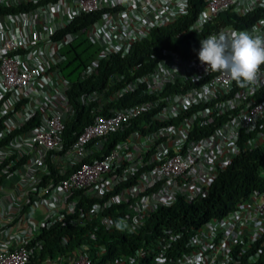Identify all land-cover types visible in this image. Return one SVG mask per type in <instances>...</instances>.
<instances>
[{
    "label": "built area",
    "instance_id": "2783aa9c",
    "mask_svg": "<svg viewBox=\"0 0 264 264\" xmlns=\"http://www.w3.org/2000/svg\"><path fill=\"white\" fill-rule=\"evenodd\" d=\"M28 2L36 4L0 12V139L6 138L0 144V236L5 238L8 225L4 220L7 198L22 197L21 210L43 202L49 212L38 221L25 211L11 214L10 221L19 214L16 220L29 224V229L22 235L23 243L0 247V264H25L38 252L39 247L32 250L25 243L41 226L72 213L80 196L77 192L98 198L90 212L103 214L105 225L123 221L116 227L136 233L160 206L205 196L213 178L236 156L239 141L242 147L253 148L264 140V66L255 83L240 87L227 75L208 71L198 55L200 41L210 35L253 28L264 34V16L244 27L215 21L224 12L243 16L264 7V0H202L187 26L182 23L190 0H0V6ZM85 13L98 14L85 35L99 45V51L81 70L79 80L93 74L106 56L126 54L152 29L180 23L175 36L193 35L187 37L184 51L162 48L154 64L140 73L133 71L142 63L133 65L127 78L123 73L110 76L113 88L106 101L133 92L142 100L111 107L109 114L94 110L91 121L62 149V131L73 110L65 92L69 84L56 65L64 59L62 47L78 32L54 35ZM96 95L94 91L78 99L85 103ZM35 114L37 123L22 130ZM143 114L146 123L130 128L111 149L93 156L101 151L106 136L123 131ZM11 177L14 195L8 185ZM43 177L47 181L41 184ZM114 204H120L117 215L102 213ZM80 219L81 215L75 218ZM89 253L88 246L81 245L59 261L55 257L54 264H92ZM140 259L151 264L158 260L159 264L264 262V190L185 235L180 230H162L155 244L108 264Z\"/></svg>",
    "mask_w": 264,
    "mask_h": 264
},
{
    "label": "trees",
    "instance_id": "16d2710c",
    "mask_svg": "<svg viewBox=\"0 0 264 264\" xmlns=\"http://www.w3.org/2000/svg\"><path fill=\"white\" fill-rule=\"evenodd\" d=\"M35 4L28 2L17 6H0V12L28 9ZM201 7L202 0H190L188 14L183 18L182 26H187ZM97 16V13L79 15L54 35V37H58L64 32H78L71 43L62 47L61 52L64 59L56 65L61 76L69 84L65 92L68 103L73 110L62 131V149L66 148L81 128L91 121L94 110L102 114H109L111 107L121 108L142 100L139 93L133 92L122 94L112 101H106L107 95L111 93L113 88V85L108 83L110 76L123 73L127 78L132 72L131 67L142 63L144 67L141 64L137 70L133 71L140 73L154 64L162 48L184 51L187 37L193 35L192 32H187L181 37L175 36L180 29V23L152 29L146 38L135 42L126 54L106 56L98 62L93 74L79 80L78 75L81 70L94 59L99 51V45L89 42L85 35V29ZM260 16H264V7L256 8L243 16L224 12L215 21L218 19V22H229L236 27H244L253 23ZM49 68L54 69L55 66ZM115 83L120 84V81ZM94 91L98 95L90 97L87 102L84 103L78 99V96ZM36 117L35 114L21 129L25 130L31 124H36ZM146 121H148V117L143 114L137 119H133L123 131L109 134L103 139L101 151L95 152L93 156L107 152L116 142L124 138L130 128L140 127V124L146 123ZM151 127L148 125V129ZM17 131L19 129L14 132ZM246 135H242L241 140H244ZM5 140L6 138L0 139V144ZM241 143L239 141L240 148L236 156L223 171L213 178L205 196L189 201L178 199L171 206H160L149 213L144 224L136 233L122 231L116 227L115 223L105 225L101 219L103 214L96 215L90 212L91 204L98 198L77 192L80 196L72 213L62 215L47 227L41 226L39 232L35 233L25 243L29 249L40 248L38 252H33L28 257L25 264H41L55 257L59 261L81 245L88 246L92 264H108V261L116 263L123 257H131L139 248H146L155 244L162 235V230H180L185 235L191 229L200 226L205 220L223 215L232 209L238 201L247 198L256 191L264 190V175L262 174V169H264V140L253 148H244ZM47 159L49 160V155ZM49 168L50 172H54L50 163ZM68 171L69 169L60 174L59 177L65 176ZM46 181L47 178L43 177L41 184ZM110 193L112 192H107V195ZM119 206L120 204H114L112 207L105 208L102 213L117 215ZM78 215H81L79 222L75 220ZM99 251H101L100 254ZM124 264L151 263L148 259H140L136 263L127 261ZM250 264H264V262L259 261Z\"/></svg>",
    "mask_w": 264,
    "mask_h": 264
},
{
    "label": "clouds",
    "instance_id": "9594fccd",
    "mask_svg": "<svg viewBox=\"0 0 264 264\" xmlns=\"http://www.w3.org/2000/svg\"><path fill=\"white\" fill-rule=\"evenodd\" d=\"M199 60L207 70L227 75L240 87L253 84L264 66V34L253 28L221 32L200 41ZM123 221H117L121 227ZM159 264V260H158Z\"/></svg>",
    "mask_w": 264,
    "mask_h": 264
},
{
    "label": "crops",
    "instance_id": "0c3cea01",
    "mask_svg": "<svg viewBox=\"0 0 264 264\" xmlns=\"http://www.w3.org/2000/svg\"><path fill=\"white\" fill-rule=\"evenodd\" d=\"M55 162L59 165L63 164L62 161H58V162L55 161ZM14 181H15V178L11 177V181L10 183H8L9 187L13 191L12 192L13 195L14 193L16 194L17 192L16 187H14L13 185ZM7 201H8V204L5 203V206H4V210H5L4 220H7L8 225L6 227V230L4 231L6 232L5 238L3 239V237L0 236V247L3 245H18V244L23 243L22 235L25 234L29 229L28 227L29 224L27 223L22 224L18 220H16L19 214H17V217H15L12 221H10L11 214H14V212L20 213L22 211H25L27 215L31 218V220L38 221L40 218H43L46 215V213L49 212L48 206L43 202H37L36 204L32 206H28V205L23 206L21 210V205L23 203L22 197L14 196L13 200L7 198ZM15 208H17L18 210ZM41 264H54V259L46 260L45 262Z\"/></svg>",
    "mask_w": 264,
    "mask_h": 264
}]
</instances>
